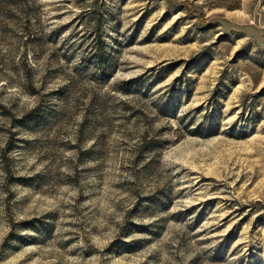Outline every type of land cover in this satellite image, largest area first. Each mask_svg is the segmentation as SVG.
I'll return each instance as SVG.
<instances>
[{
  "label": "rangeland",
  "instance_id": "374dc122",
  "mask_svg": "<svg viewBox=\"0 0 264 264\" xmlns=\"http://www.w3.org/2000/svg\"><path fill=\"white\" fill-rule=\"evenodd\" d=\"M0 264H264V0H0Z\"/></svg>",
  "mask_w": 264,
  "mask_h": 264
}]
</instances>
